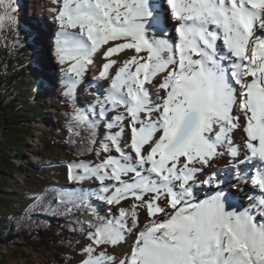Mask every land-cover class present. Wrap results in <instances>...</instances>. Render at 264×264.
Returning a JSON list of instances; mask_svg holds the SVG:
<instances>
[{
  "label": "snow or ice",
  "instance_id": "1",
  "mask_svg": "<svg viewBox=\"0 0 264 264\" xmlns=\"http://www.w3.org/2000/svg\"><path fill=\"white\" fill-rule=\"evenodd\" d=\"M57 3L65 95L97 55L106 87L68 121L85 157L66 162L73 187L29 209L83 214L78 264H264V0H165L163 20L152 0ZM18 10L0 0V30ZM224 158L252 189L245 207L215 167Z\"/></svg>",
  "mask_w": 264,
  "mask_h": 264
},
{
  "label": "rangeland",
  "instance_id": "2",
  "mask_svg": "<svg viewBox=\"0 0 264 264\" xmlns=\"http://www.w3.org/2000/svg\"><path fill=\"white\" fill-rule=\"evenodd\" d=\"M17 2V25L0 30V97L2 96L15 110L28 111V133L20 153L13 149L7 156L12 162L19 158L18 172H11L5 156L0 152V264H54L56 248L46 252L36 251L22 237L6 232L3 227L36 198L37 195H30L34 193V188L43 189L53 183L73 186L66 179V162L85 157L72 154L62 145L66 142L68 134L64 112L67 110L66 104L73 100L83 107H91L100 90L105 88L104 82L97 79L103 60L101 55L95 56L73 96H66L67 74L62 69H66L67 65L59 64L54 46L58 23L54 18L56 13L53 9L59 6L57 0ZM152 2L160 11L157 0ZM30 22L37 24L36 30L31 31L26 27ZM46 81H49L50 87L39 96L37 91ZM14 98L18 100L15 101ZM39 112H42V115ZM0 113L3 114L1 108ZM44 119H47L46 124H43ZM44 130L55 133L60 145L48 149L43 147L38 136ZM3 131L4 125H1L0 135ZM42 158L55 160V163L38 172L34 169V164ZM26 178H30V184L26 183ZM88 183L90 182H85L86 185ZM226 192L231 199L234 198L233 189L227 188ZM97 202L101 205L102 212L108 215L109 206ZM80 242L83 243L84 239ZM62 249L71 256L69 264H78L82 253L77 242ZM121 250L123 249L116 248L115 253Z\"/></svg>",
  "mask_w": 264,
  "mask_h": 264
},
{
  "label": "trees",
  "instance_id": "3",
  "mask_svg": "<svg viewBox=\"0 0 264 264\" xmlns=\"http://www.w3.org/2000/svg\"><path fill=\"white\" fill-rule=\"evenodd\" d=\"M26 27L29 30L34 31L37 29V24L35 22H30L26 25ZM11 59H13V57H11ZM12 80H14V78ZM48 87H50L49 81L43 82V85L37 91V94L40 96L41 93H43L42 91ZM14 99L15 101L18 100L17 98ZM66 106L67 110L64 113L66 115L68 128V121L72 112L77 108L86 109L88 107H83L74 100L68 102ZM0 108L3 109V114L0 113V126L4 125V131L2 135H0V152L3 156H5L6 162L8 163L11 172H18V166L20 163L19 158L12 162L7 158V156L13 149L18 153H20L22 150L24 146V139L28 133L26 125L29 113L26 109L20 111L15 110L11 104L3 100L2 96L0 97ZM39 114L42 115V112H39ZM46 123L47 119H44L43 124ZM38 138L40 139L43 147L46 149L55 145H60L56 134L51 133L48 130H44L42 134L38 136ZM70 139H75V137H72L71 133L68 131L66 142L62 145L66 146L72 154L80 155L79 147L76 144L71 143ZM54 163L55 160L42 158L41 160L36 161L34 164V169L38 170L39 172L42 169L52 166ZM38 172H35V174ZM29 179L30 178H26L25 180L28 184L31 183ZM53 186L60 188L61 190H70L73 187L63 183H53L43 189L38 187L34 188V193H30V195H37L36 197H38ZM32 201L29 203V205L32 203ZM29 205L26 206L15 219L12 218L8 220L6 226L3 227V230L6 229V232H10L12 235H18L22 237L23 240L36 251L46 252L52 248H56L57 253L54 254V264H69L71 256L63 252L62 247L74 245L77 241L84 239V237L80 235L78 231L72 230L76 228L74 223L76 217L83 216V214L77 212L72 216H66L63 214V209H59L57 211H40L38 208L35 210H30ZM93 206L97 207L100 215H107L106 213L102 212L101 205L95 201V198H93ZM1 225L2 221L0 218V226Z\"/></svg>",
  "mask_w": 264,
  "mask_h": 264
},
{
  "label": "bare ground",
  "instance_id": "4",
  "mask_svg": "<svg viewBox=\"0 0 264 264\" xmlns=\"http://www.w3.org/2000/svg\"><path fill=\"white\" fill-rule=\"evenodd\" d=\"M165 0H163L164 2ZM157 3L159 4V8H160V13H161V18L162 20L165 18L164 17V8L166 7L165 2L162 3L161 0H157ZM173 22L171 21V18L168 17V23L166 24V28L167 31L170 35L174 36V30L172 27ZM103 81V80H102ZM104 82V87H106V82ZM242 133L237 132L234 136V140L237 144H241L242 140ZM230 158H224V159H220L218 161L215 162V167L219 168L220 171V176L222 179H225V190L227 191V188H231L234 190V198L233 200H235L236 202H238L239 205H241V207H245L248 204V199L247 197L249 195L252 194V189L250 186H246L243 183L237 185L235 180H234V173L227 171L226 168L228 166V161ZM257 165L259 164L258 161L255 162ZM245 169H248V166H245ZM207 194V188H204L202 190H200L197 195L200 199H203L205 197V195ZM123 250H121L120 252H122ZM119 252V253H120Z\"/></svg>",
  "mask_w": 264,
  "mask_h": 264
}]
</instances>
